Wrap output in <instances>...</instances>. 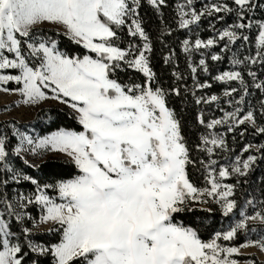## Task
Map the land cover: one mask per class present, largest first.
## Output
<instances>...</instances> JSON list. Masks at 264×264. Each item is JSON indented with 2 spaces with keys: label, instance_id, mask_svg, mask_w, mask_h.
Listing matches in <instances>:
<instances>
[{
  "label": "snow or ice",
  "instance_id": "obj_1",
  "mask_svg": "<svg viewBox=\"0 0 264 264\" xmlns=\"http://www.w3.org/2000/svg\"><path fill=\"white\" fill-rule=\"evenodd\" d=\"M0 93V264H264V0H0Z\"/></svg>",
  "mask_w": 264,
  "mask_h": 264
},
{
  "label": "rangeland",
  "instance_id": "obj_2",
  "mask_svg": "<svg viewBox=\"0 0 264 264\" xmlns=\"http://www.w3.org/2000/svg\"><path fill=\"white\" fill-rule=\"evenodd\" d=\"M12 99H13L12 96L0 93V103H7V102L11 101ZM30 114H31L30 112H28L27 110H24V109L20 110L19 112H12L11 113V115H14L17 117H22L24 119H27ZM3 115H4L3 112H0V119L3 118ZM246 251L253 252L255 250L254 249H246ZM258 259H264V257L258 256Z\"/></svg>",
  "mask_w": 264,
  "mask_h": 264
}]
</instances>
